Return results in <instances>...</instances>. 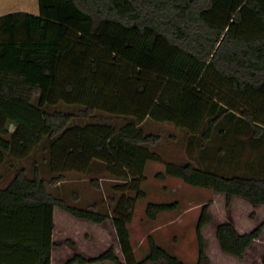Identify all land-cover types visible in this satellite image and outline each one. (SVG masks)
<instances>
[{
    "label": "trees",
    "instance_id": "1",
    "mask_svg": "<svg viewBox=\"0 0 264 264\" xmlns=\"http://www.w3.org/2000/svg\"><path fill=\"white\" fill-rule=\"evenodd\" d=\"M62 101L83 105L82 116L101 110L130 119L121 127L73 123L74 113L45 108ZM148 118L187 129L190 145L202 149L242 126L263 144L264 0H39L38 14L0 15V165L48 140L51 169L59 173L53 183L97 161L119 180L111 186L109 210L102 211L96 202L72 205L51 192L39 168L33 176L20 168L0 187V264H52L55 207L96 223L111 219L125 257L111 244L97 256L76 254L65 264H191L152 235L147 254H135L129 223L146 197L141 185L149 161L165 164L157 178L224 193L228 206L234 196L264 202V170L165 161L152 147L160 136L141 126ZM179 208V201H150L146 215L155 220ZM210 222L205 204L193 264H212L203 233ZM263 230L264 220L247 232L224 221L216 236L224 252L243 258Z\"/></svg>",
    "mask_w": 264,
    "mask_h": 264
},
{
    "label": "rangeland",
    "instance_id": "2",
    "mask_svg": "<svg viewBox=\"0 0 264 264\" xmlns=\"http://www.w3.org/2000/svg\"><path fill=\"white\" fill-rule=\"evenodd\" d=\"M16 11L38 14L39 0H0V15ZM45 108L48 111L63 110L74 113L77 116L73 123L79 124L102 121L121 127L130 119L101 110L90 116H82L80 114L84 108L83 105L68 104L64 101L47 105ZM141 126L146 132L160 136V140L152 147L163 156L165 161L191 162L197 166H208L212 169L230 172L248 171L249 169L256 172L264 170V142L263 144L253 142L250 138L253 129L246 126L232 130L223 140H221L220 134L216 135L214 141L207 144L206 149H202V146L199 145L191 146L190 132L174 123L158 122L148 118ZM12 129L13 127H10V130ZM220 146L225 148V153L218 151ZM50 158L48 140L42 141L24 158L7 156L0 165V187L6 186L20 168L26 167L29 175L33 176L37 167L41 170L49 190L64 196L68 203L84 206L96 202L100 210H109L112 204L110 197L113 194L111 186L119 180L110 176L101 162H94L93 167L87 172L67 171L63 173L64 179L53 183L52 178L59 173L52 171ZM164 169L163 162L149 161L147 163L146 180L141 185L146 192V197L138 200L133 219L129 223L133 235L132 242L138 249V258L142 259L147 254L148 251L146 252L144 249L146 247L149 249L148 238L150 235L182 260L192 261L198 257L196 227L202 207L208 204L211 222L203 229L206 251L210 258L217 262L233 264L230 263L233 255L224 252L220 247L216 236V226L221 222L231 221L241 228L253 229L264 220V202L255 204L245 197L234 196L228 206L224 193L189 185L177 177L157 178V172ZM92 179L99 181L100 188L94 186ZM150 201H179L180 208L172 212H164L157 220H151L146 215V206ZM106 221L104 226L108 227L104 230L109 233L111 244L117 248L119 245L116 240L118 239L114 233L115 230L111 227L113 226L112 221L111 219ZM256 246L252 247L245 255L244 264H259L258 258L251 257V254L257 249Z\"/></svg>",
    "mask_w": 264,
    "mask_h": 264
},
{
    "label": "crops",
    "instance_id": "3",
    "mask_svg": "<svg viewBox=\"0 0 264 264\" xmlns=\"http://www.w3.org/2000/svg\"><path fill=\"white\" fill-rule=\"evenodd\" d=\"M165 212L167 213L170 211H165ZM106 223L107 221H104L103 223H96L88 219L75 217L69 212H67L66 210L60 207H55L54 231L52 235V238L54 241V246L52 248V264H65L68 259H70L76 254H80L86 258L94 257L100 254L101 252H103L101 250H106L109 247V245H111V241H112L110 237L108 236L109 233H107L104 230V228L108 227V226H104L106 225ZM111 227L112 229H114L113 226ZM236 227L241 232H247V231L252 230V229H245L243 227L241 228L238 225ZM130 232L132 235L131 230ZM69 239L75 242V246L69 243L68 241ZM132 240H133V237H132ZM116 241L118 243V240ZM132 243L135 248V254L138 258L137 246L135 245L134 242ZM262 243H264V230L262 232L261 237L255 240L245 253V255H247V253H249V250L252 249V247H255V245H257L256 246L257 249L255 250L256 253L253 252V254H251V257L255 259L258 258L259 264H262V259L264 256V244ZM117 245H119V243ZM144 251L147 252L148 248L146 247ZM116 252L121 257L122 260L125 259L121 251L120 245L116 248ZM245 255L243 258H239L236 256L234 257L233 255V258L232 260H230V263L232 262L233 264H244ZM211 260H212V264H225L224 262H217L213 258H211ZM183 261L186 263L193 264L198 261V257H196L192 261H186V260H183ZM225 261H228V260H225ZM74 264H82V263L76 262ZM85 264H114V263L111 261H102V262L85 263Z\"/></svg>",
    "mask_w": 264,
    "mask_h": 264
},
{
    "label": "water",
    "instance_id": "4",
    "mask_svg": "<svg viewBox=\"0 0 264 264\" xmlns=\"http://www.w3.org/2000/svg\"><path fill=\"white\" fill-rule=\"evenodd\" d=\"M11 127H13V124H11Z\"/></svg>",
    "mask_w": 264,
    "mask_h": 264
}]
</instances>
